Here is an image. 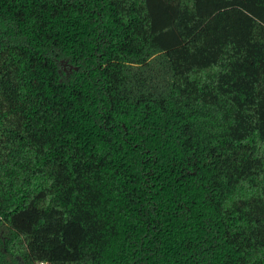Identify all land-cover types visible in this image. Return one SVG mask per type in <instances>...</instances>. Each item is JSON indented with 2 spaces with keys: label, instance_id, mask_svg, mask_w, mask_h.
<instances>
[{
  "label": "trees",
  "instance_id": "obj_1",
  "mask_svg": "<svg viewBox=\"0 0 264 264\" xmlns=\"http://www.w3.org/2000/svg\"><path fill=\"white\" fill-rule=\"evenodd\" d=\"M0 264H264V0H0Z\"/></svg>",
  "mask_w": 264,
  "mask_h": 264
}]
</instances>
